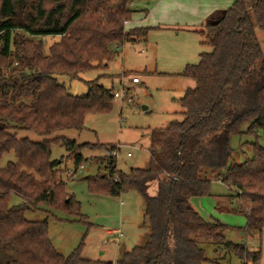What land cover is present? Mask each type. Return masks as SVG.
<instances>
[{
    "label": "trees",
    "instance_id": "1",
    "mask_svg": "<svg viewBox=\"0 0 264 264\" xmlns=\"http://www.w3.org/2000/svg\"><path fill=\"white\" fill-rule=\"evenodd\" d=\"M132 1L0 0V157L13 152L15 158L0 168V264H113L82 258L80 246L62 255L50 242L47 219L25 218L40 206L81 216L50 146L61 145L76 172L82 149L99 145L63 137L32 142L9 131L48 136L81 130L87 114L111 109L112 88L94 80L76 96L54 76L106 68L113 45L144 41L149 28L124 27L134 12ZM255 26L264 30V0H234L218 23L199 30L211 52L201 53L198 63L180 74L194 87L179 99L181 120L150 130L148 165L124 174L116 170L115 157L106 155L98 160L105 171L84 178L90 193L116 197L134 191L142 199L145 242L122 252L114 264H231L232 257L238 264H258L261 259V249L227 241L224 225L205 221L189 202L209 195L212 181L224 184L230 198L243 200L230 211L245 217V235H257L264 245V143H259L264 140V55ZM42 37L58 40L46 46ZM244 134L253 137L246 143L251 156L243 153L237 163L230 140ZM12 195L21 204L9 205ZM207 244L212 257L206 255Z\"/></svg>",
    "mask_w": 264,
    "mask_h": 264
},
{
    "label": "rangeland",
    "instance_id": "2",
    "mask_svg": "<svg viewBox=\"0 0 264 264\" xmlns=\"http://www.w3.org/2000/svg\"><path fill=\"white\" fill-rule=\"evenodd\" d=\"M145 0L131 2L133 9L139 10V4ZM255 35L264 55V30L254 27ZM45 45L58 40V37H42ZM203 36L192 33L173 35L167 32L148 31L144 44L142 41L112 46L113 59L106 68H94L78 74L77 77L57 74L55 79L66 87L70 94L81 96L87 91V82L98 80L106 88L121 94L113 97L111 109L106 113H89L85 116L81 130L63 129L41 136L26 130H10L18 139L41 142L55 137H63L103 147L121 148L115 158L116 170L124 174L131 168H145L148 165L147 134L153 128L163 127L170 120H181L183 109L179 99L187 88L194 87V81L180 76L187 65H195L201 53L211 52V46L204 44ZM133 77L137 82H132ZM145 107V108H144ZM246 125L242 126L245 130ZM253 137L248 135L233 136L230 146L234 150L233 159L240 163L243 153L251 156L249 145ZM263 144V138L259 139ZM84 148L81 151V167L74 170L72 158L61 145L51 144V159L61 161L60 177L66 192L79 203L81 216L64 211L49 210L41 207L28 211L25 218L30 221L47 219L48 237L54 248L66 256L80 246V256L89 260L110 261L113 264L124 251L145 242L148 229L143 225L142 199L134 191L121 193L119 196L90 193L85 177L105 171V163L98 162L106 156L105 148ZM130 152L131 156L126 153ZM9 161L14 162L13 152L0 157V168ZM145 166V167H144ZM154 194L155 185L149 187ZM224 184L212 181L209 195L194 197L190 205L207 222L218 221L224 225L221 234L232 243H245L249 250L261 249L262 256L258 264H264V245H259V238L246 236L245 217L230 211L243 200L228 196ZM236 198V197H235ZM22 200L12 195L9 205L21 204ZM220 208L222 210H218ZM49 211V212H48ZM120 230L122 237L108 234L106 230ZM206 255L213 256L212 246L207 244ZM232 257L231 264H238Z\"/></svg>",
    "mask_w": 264,
    "mask_h": 264
},
{
    "label": "crops",
    "instance_id": "3",
    "mask_svg": "<svg viewBox=\"0 0 264 264\" xmlns=\"http://www.w3.org/2000/svg\"><path fill=\"white\" fill-rule=\"evenodd\" d=\"M233 2L234 0H145L144 4H139V10L129 5L134 12L124 27L125 30L146 27L149 28L148 31L167 32L173 35L199 34L198 31L204 26L221 19ZM142 43L144 44V41ZM193 198L190 200H194ZM234 199L237 200V197L231 199L233 203ZM118 230H106V232L114 234Z\"/></svg>",
    "mask_w": 264,
    "mask_h": 264
},
{
    "label": "built area",
    "instance_id": "4",
    "mask_svg": "<svg viewBox=\"0 0 264 264\" xmlns=\"http://www.w3.org/2000/svg\"><path fill=\"white\" fill-rule=\"evenodd\" d=\"M117 47L118 46H115V48H117ZM131 81L135 83V82H137V78L136 77H133L131 79ZM113 96L119 98L121 96V94H119L118 92H114L113 93ZM120 148H121V145L114 146L112 149H109L108 151H106V155L116 158L117 155H118V152H119ZM126 155L127 156H130L131 153L130 152H127ZM73 173H74V171H70V174H73ZM114 234H116L117 236H121L122 235L120 230L116 231Z\"/></svg>",
    "mask_w": 264,
    "mask_h": 264
},
{
    "label": "water",
    "instance_id": "5",
    "mask_svg": "<svg viewBox=\"0 0 264 264\" xmlns=\"http://www.w3.org/2000/svg\"><path fill=\"white\" fill-rule=\"evenodd\" d=\"M225 15V14H224ZM223 15V16H224ZM222 18V17H221ZM221 19H219L217 22H215V23H212V24H209V25H213V24H216V23H218L219 21H220Z\"/></svg>",
    "mask_w": 264,
    "mask_h": 264
}]
</instances>
